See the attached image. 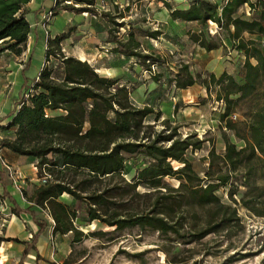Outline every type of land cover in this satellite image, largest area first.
Returning a JSON list of instances; mask_svg holds the SVG:
<instances>
[{
    "label": "rangeland",
    "instance_id": "1",
    "mask_svg": "<svg viewBox=\"0 0 264 264\" xmlns=\"http://www.w3.org/2000/svg\"><path fill=\"white\" fill-rule=\"evenodd\" d=\"M95 1L96 16L87 12L77 14L66 11L68 14L63 13L64 19L48 14L43 20L46 25L56 20L57 30H42L49 41L56 36L62 38L59 42L50 41L48 44L51 52L48 66L53 78L59 82L63 80L62 60L72 57L86 61L100 77L117 81L111 86V92H115V87L125 86L132 105L152 111L144 119V124L153 128L144 129L145 132L154 135L160 131L169 133L175 128L177 137L185 139L191 136L193 142L201 141L198 149L190 148L186 153V158L201 178L208 169L210 150L224 155L228 142L237 149L247 146L251 116L264 106V78L249 97L235 101L237 96H232V112L222 120L226 101L218 80L232 76L238 84H242L246 58L243 51L234 47L228 33L216 24L208 22L201 25L196 21L173 19L171 13L174 10L187 9L195 0ZM208 1L223 6L228 0ZM61 2L79 6L69 0ZM260 10L259 7L253 10L248 5H242L237 15L250 19L256 17ZM130 33L134 38L130 46H135V52L149 56V61L113 53L117 47L114 41L126 42ZM244 37L255 40L264 51V38L249 34ZM203 44L214 48L208 50ZM0 47L6 48L7 45ZM16 56L7 50L0 54V77L8 75L12 68L17 69L21 60L20 63L26 65L22 74L24 83H31L44 61V52L34 47L31 55L26 53L18 59ZM251 62L255 64L254 60ZM191 79L190 86L179 87ZM12 86L1 92L4 98L0 105V121L4 120L0 125V171L3 172V179L0 180V237L3 238L0 264H18L27 244L38 231L30 215L16 216L12 213V204L3 194V184L22 208L33 210L38 218L48 222L46 231L36 244L40 259L37 252L32 251L24 264H264V154L257 150V157L252 161L256 169L250 182L259 189L248 196L250 207L241 203L247 191L242 179L238 181L234 195L236 203L228 196V187L220 188L216 194L224 204L222 209L216 205L182 206L172 213L173 222L178 224L182 237L148 228L115 230L114 227L104 226L100 221L89 218L86 202L77 203L67 193L62 194L57 202L74 212L75 217L63 219L61 226L71 222L74 230L54 233L53 214L56 212L62 218L59 207L46 203L39 206L32 202L36 188L55 178L53 172L41 159L18 155L1 144L5 139L16 138V128L6 127L11 119L7 117L12 105L8 100L13 97L17 105L28 102L35 94L33 85L20 94L18 90L14 93ZM227 120L232 122V129L227 127ZM245 154H250L249 147ZM55 157L51 155L48 159ZM125 158L122 177L113 180L91 182L85 173L73 171L56 176L65 182L74 181L80 188L85 187L83 196L121 188L124 186L122 178L132 182L138 170L148 161L138 154L125 155ZM174 166L179 164L174 163ZM246 170L240 167L235 174L243 176ZM166 181L174 188L179 183L171 178ZM138 190L144 192L146 188L140 186ZM109 200L114 204H110L108 215L123 216L122 209L118 207L121 205L120 198ZM155 200L156 196L148 202L151 204ZM135 201L144 203L146 200L135 198ZM221 219L225 221L219 223ZM206 229L215 232L200 239L196 237Z\"/></svg>",
    "mask_w": 264,
    "mask_h": 264
},
{
    "label": "trees",
    "instance_id": "2",
    "mask_svg": "<svg viewBox=\"0 0 264 264\" xmlns=\"http://www.w3.org/2000/svg\"><path fill=\"white\" fill-rule=\"evenodd\" d=\"M30 1L0 0V45H7L6 48L0 47V54L7 50L19 56L25 51L31 32L26 19V6ZM69 1L79 6L62 4L57 0L51 14L56 16L61 10L77 14L87 12L95 16L98 14L95 0ZM242 5H248L253 10L259 7L261 10L256 17L242 18L237 15ZM171 16L182 21H196L201 25L212 22L228 33L229 40L237 50L244 52V82L238 84L232 76L218 80V85L224 93L223 99L226 101L225 111L221 116L222 120H225L233 109L234 98L231 97L236 95L235 101L249 97L255 93L264 78V51L255 40L244 37L249 34L264 38V0H228L223 6L208 0H195L187 9L174 10ZM128 36L126 42L114 41L117 47L113 53L149 61V56L135 52V46H130L134 38L131 33ZM61 40V36H56L50 41ZM48 46L43 67L32 86L35 94L31 95L28 102L18 104L6 126L16 128V138L5 139L1 144L18 155L41 159L53 172L55 178L36 188L32 202L39 206L46 203L59 207L62 218L56 212L53 214L54 233L74 230L71 222L61 226L63 219L75 217L74 212L57 202L64 193L71 195L77 203L86 202L89 218L100 221L104 226L114 227L115 230L148 228L178 237L183 235L180 234L178 224L173 222L172 213H175L176 209L182 206L213 205L222 209L224 204L216 193L224 187L229 188L228 196L236 203L234 195L241 179L243 186L247 188L241 203L244 207H250V200L247 198L253 190L259 189V186L250 182L252 172L256 169L252 161L257 157L256 150L264 154V106L258 108L251 116L250 140H246L247 146L237 149L234 144L228 142L224 155L216 154L214 149L210 150L208 169L204 178H201L186 158L187 151L190 148L198 149L201 141L193 142L191 136L179 138L175 128L169 133L160 131L150 135L145 132L144 129L153 128L152 125L144 124V119L152 111L147 107L138 108L132 105L125 86L115 87V92H111V86L117 81L100 77L86 61L72 57L63 58L64 78L60 82L57 81L52 77V70L48 66L51 58ZM202 46L208 50L214 48L208 44ZM251 60H254L255 64ZM191 84L192 79L179 87L185 88ZM156 118L158 119L159 115ZM226 125L232 129L230 120L226 121ZM247 147L250 148L249 155L245 154ZM136 154L145 157L148 160L147 165L138 170L132 182H126L122 178L124 186L121 188L115 187L83 196L85 187L80 188L74 181L65 182L56 176L73 171L85 173L91 182L113 180L122 177L125 155ZM51 155L56 157L49 160ZM174 163L179 166L175 167ZM240 167L247 168L243 176L235 174ZM168 178L177 180L178 186L171 187L166 181ZM2 179L3 172L0 171V180ZM140 186L145 187L146 191L139 192ZM2 187L3 194L12 204V213L16 216L30 215L38 227L18 263L24 264L30 252H37L36 244L46 231L48 222L38 218L33 210L22 208L6 185L3 184ZM126 195H129V198H126ZM154 196L156 200L150 204L148 201ZM115 197L121 200V205L118 206L124 213L121 217V214L108 215L110 204H114L109 199ZM135 198L146 201L137 202ZM115 217L118 218L115 220ZM224 221L221 219L219 223ZM211 232L215 231L206 229L196 237L200 239ZM2 241L3 238L0 237V243ZM37 258L40 259L38 252Z\"/></svg>",
    "mask_w": 264,
    "mask_h": 264
},
{
    "label": "crops",
    "instance_id": "3",
    "mask_svg": "<svg viewBox=\"0 0 264 264\" xmlns=\"http://www.w3.org/2000/svg\"><path fill=\"white\" fill-rule=\"evenodd\" d=\"M57 0H31L27 6H26V10H27V14H26V19L30 24L31 27V32L28 36V40H27V44H26V49L25 51L19 55L16 56V58H20L22 57V55L29 53L30 55L32 54L33 48L35 47L38 49H41L44 52V60H45V55H46V50H47V46H48V41H49V37L46 36L45 34H43L42 30H57L56 28V20L53 21V23L51 25H46L43 20L47 17L48 14H51V10L55 7ZM61 1V0H59ZM128 1V0H127ZM114 4H117V2H114ZM63 13H67L66 11H62V13H60L59 15H57L59 18L64 19V14ZM57 16H55L54 18H56ZM71 19V18H70ZM45 33V32H44ZM58 34H55L54 36H56ZM52 36V38L54 37ZM21 61V60H20ZM17 65L18 68L14 69L12 68V72L8 73V75L0 77V105L3 103V98L2 97V93L3 89H6L9 85H13L12 89L15 93L16 90H18V93H23L26 88L28 86H32L34 84V82L37 80L38 75L43 67L44 61L39 69V72L37 74V76L35 77V79L31 82L28 83L26 81L27 84L24 83V77H23V71L26 69L25 68V63L22 64V62ZM97 71H99L97 69ZM14 98L12 97L10 100H8L9 102H12V105L10 106L11 109L9 110L7 117L11 118V114L15 111V109L18 108V104L16 105L15 100H13ZM6 100V99H5ZM7 102L5 101L6 105ZM2 117V116H1ZM7 118V119H9ZM2 119V118H1ZM6 119V120H7ZM4 120L0 121V125ZM10 122V120L8 121V123ZM5 126V124H4ZM31 253V252H30ZM29 253V254H30Z\"/></svg>",
    "mask_w": 264,
    "mask_h": 264
}]
</instances>
